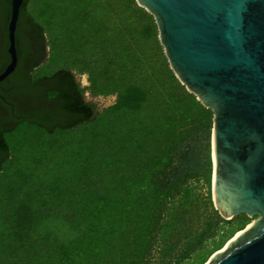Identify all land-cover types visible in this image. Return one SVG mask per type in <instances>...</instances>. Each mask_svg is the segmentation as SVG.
<instances>
[{
    "label": "trees",
    "instance_id": "trees-1",
    "mask_svg": "<svg viewBox=\"0 0 264 264\" xmlns=\"http://www.w3.org/2000/svg\"><path fill=\"white\" fill-rule=\"evenodd\" d=\"M158 34L135 0H24L17 66L0 82V264H204L244 229L217 232L214 113ZM87 90L116 102L100 108Z\"/></svg>",
    "mask_w": 264,
    "mask_h": 264
},
{
    "label": "water",
    "instance_id": "water-1",
    "mask_svg": "<svg viewBox=\"0 0 264 264\" xmlns=\"http://www.w3.org/2000/svg\"><path fill=\"white\" fill-rule=\"evenodd\" d=\"M136 2L153 15L175 76L213 110L216 209L226 218L259 216L206 264H264V0ZM23 3L10 2L9 63L0 82L17 66L15 31ZM85 98L105 107L87 92Z\"/></svg>",
    "mask_w": 264,
    "mask_h": 264
},
{
    "label": "rangeland",
    "instance_id": "rangeland-1",
    "mask_svg": "<svg viewBox=\"0 0 264 264\" xmlns=\"http://www.w3.org/2000/svg\"><path fill=\"white\" fill-rule=\"evenodd\" d=\"M136 1V0H135ZM137 3V2H136ZM28 10L33 14L34 13V9H33V6L31 5H28ZM158 40H159V34H158ZM159 43H160V40H159ZM161 45V43H160ZM162 46V45H161ZM163 48V46H162ZM47 50H49V48H47ZM163 52H164V49H163ZM165 54V53H164ZM49 60V52L47 53L46 57H45V60L43 62V64H45L47 61ZM79 78V80L81 81V84L83 87H88L90 85V82L88 80V75L86 73H77L76 74ZM187 89V88H186ZM188 90V89H187ZM189 91V90H188ZM91 97H94L96 99H99L103 102V104L105 105V107H109V106H112L115 102H116V95L115 94H109V95H96V96H92L91 95V92L89 90L86 91ZM197 98V97H196ZM104 107V108H105ZM212 129H213V126H212ZM212 129H211V134H212ZM66 140V136L65 135H62L60 136L59 138V141L61 144H63ZM210 147H211V137H210ZM210 158H211V163H212V173H213V160H212V147L210 149ZM211 180H212V174H211ZM201 188V187H200ZM202 192L205 190L204 187H202ZM210 196H211V201H212V204H213V207L216 209L215 207V202H214V199H213V192H212V182H211V187H210ZM218 211V214H219V218L221 219V221L218 222V228H217V232L221 230H227L229 228H232V227H241L243 226V228L247 227L249 224L255 222L259 216L258 215H253V216H250L246 213H239V214H236L234 216H231V217H224L220 214L219 210L216 209ZM234 236H232L230 239L226 240L221 249V251H225L227 248H226V245L228 243L229 240H231ZM218 250V251H219ZM211 257V256H210ZM209 259L204 263H208Z\"/></svg>",
    "mask_w": 264,
    "mask_h": 264
},
{
    "label": "bare ground",
    "instance_id": "bare-ground-1",
    "mask_svg": "<svg viewBox=\"0 0 264 264\" xmlns=\"http://www.w3.org/2000/svg\"><path fill=\"white\" fill-rule=\"evenodd\" d=\"M214 161V158H213ZM213 198H214V202H215V196H214V181H213ZM216 204V202H215ZM250 225V224H249ZM242 231H238L235 233L234 237L232 238L233 240L236 239V237L241 233Z\"/></svg>",
    "mask_w": 264,
    "mask_h": 264
}]
</instances>
